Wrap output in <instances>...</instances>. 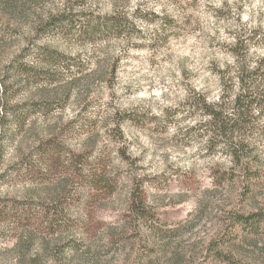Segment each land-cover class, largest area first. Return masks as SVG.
<instances>
[{
	"label": "rangeland",
	"instance_id": "obj_1",
	"mask_svg": "<svg viewBox=\"0 0 264 264\" xmlns=\"http://www.w3.org/2000/svg\"><path fill=\"white\" fill-rule=\"evenodd\" d=\"M23 1L0 17V264H264V236L231 225L264 210V172L246 194L226 154L230 136L264 171V0H122L139 33L93 44L36 30L64 9L110 15L114 0ZM41 45L85 63L69 98L71 77L40 53L21 63L47 74L11 67ZM26 102L24 121L4 114ZM204 104L234 117L232 133L213 132Z\"/></svg>",
	"mask_w": 264,
	"mask_h": 264
},
{
	"label": "trees",
	"instance_id": "obj_2",
	"mask_svg": "<svg viewBox=\"0 0 264 264\" xmlns=\"http://www.w3.org/2000/svg\"><path fill=\"white\" fill-rule=\"evenodd\" d=\"M116 8L114 9V13H111L110 15H99V14H92L88 15L86 13H83L81 11L74 12L73 9H64L62 10V13H57V15H49L45 19H41L43 22L40 24V26L37 27L36 30V36L39 35V31L43 28V30H47L49 28H55L60 27L63 28V35H67L68 37H72L74 39L80 40L85 43H96L99 40H106L113 38H127L132 36V33H128V28H134L137 33H139V30L136 29L137 26V20H134L130 16H126L123 14L117 13V10L122 7L120 1L122 0H114ZM123 2V1H122ZM26 3L23 0H0V17L5 16V14H15V16H22V14L27 13L28 8L26 7ZM163 23H168V18L165 16H162ZM139 19H145L146 17L144 14H140L138 17ZM170 23V22H169ZM37 50H34L33 47H24L16 57L13 58L11 62V67L14 68V70L17 69V73L19 75L24 76V74H27L28 79H32L37 77L42 72L47 74L48 70L45 69H38L34 66H31L26 63H21V59H24L26 56H31L35 53H40L44 56V59L42 60L43 66L45 67H52V66H62V68L65 69V72L67 75L71 77V80L66 82V95L69 98L73 91H75L74 87L79 86V84L82 83V80H84L87 75L85 74L86 71V65L85 63L79 59V57H72L68 55H60L58 53L50 52L49 49L43 47L42 45L40 47H37ZM63 59V60H62ZM240 70V69H239ZM244 71H242L243 74ZM49 76H52V73H48ZM57 74V73H56ZM243 75H240L239 78V84L241 85V92L235 94L234 100L232 101L234 103L233 111H236L238 116L248 114L249 111L248 108H245L244 104H241V100L245 101L249 96L246 89V84L244 83L245 79L243 78ZM50 80V78H49ZM53 81H56L57 79H51ZM206 108V114L211 117L212 123L215 125L214 131L219 133L220 136H224L228 134V132L232 133L231 129L226 128V125L232 121H234V117L229 115H224L221 113V111H215L212 109L211 106L208 104H204ZM5 108V109H4ZM3 111L6 116L16 117L17 122L19 120L26 119L24 118L25 115L33 110L37 109L35 106V103H28L25 104H18V105H8L3 106ZM23 115V118L18 115ZM9 118V117H8ZM6 118V119H8ZM10 123H13L14 121L9 119ZM235 127V126H234ZM214 138H212L211 142L213 143ZM230 143L228 148L226 149V154L230 155L235 170H239L241 173H243L245 182H247L244 190V192L252 193L253 192V182L252 180L259 178L260 174H262L264 171L260 169V167L255 166L258 165V156L254 153L253 150L248 149L245 146H241L239 143H235L233 137L231 138L229 136ZM210 142V143H211ZM255 167V168H254ZM254 169V170H253ZM133 191V190H132ZM135 200V199H134ZM138 210V209H136ZM139 212V210H138ZM231 225L233 226V229L236 231L233 234L234 238H239L240 236L250 237V236H264V210H257L255 212L251 213H241L238 212L233 215L231 218ZM218 257L221 260L227 261L229 264H244L240 261L233 260L230 258L227 254L217 252Z\"/></svg>",
	"mask_w": 264,
	"mask_h": 264
}]
</instances>
